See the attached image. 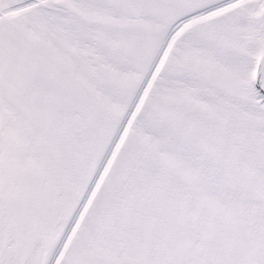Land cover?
<instances>
[{"label": "snow or ice", "instance_id": "obj_1", "mask_svg": "<svg viewBox=\"0 0 264 264\" xmlns=\"http://www.w3.org/2000/svg\"><path fill=\"white\" fill-rule=\"evenodd\" d=\"M0 264H264V0H0Z\"/></svg>", "mask_w": 264, "mask_h": 264}]
</instances>
